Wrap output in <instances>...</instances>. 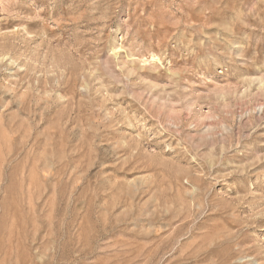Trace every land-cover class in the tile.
<instances>
[{
  "label": "rangeland",
  "instance_id": "obj_1",
  "mask_svg": "<svg viewBox=\"0 0 264 264\" xmlns=\"http://www.w3.org/2000/svg\"><path fill=\"white\" fill-rule=\"evenodd\" d=\"M0 264H264V0H0Z\"/></svg>",
  "mask_w": 264,
  "mask_h": 264
}]
</instances>
